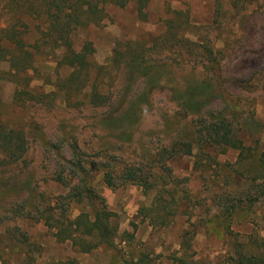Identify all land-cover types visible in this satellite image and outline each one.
<instances>
[{
  "label": "rangeland",
  "instance_id": "rangeland-1",
  "mask_svg": "<svg viewBox=\"0 0 264 264\" xmlns=\"http://www.w3.org/2000/svg\"><path fill=\"white\" fill-rule=\"evenodd\" d=\"M125 1L98 5L100 20L86 14L75 29L76 51L91 44L84 68L59 63L64 50L43 44L42 20L29 16L33 66H1L0 125L25 135L27 153L0 167V264L264 258V0ZM8 19L1 10L0 28ZM220 114L249 150L245 160L195 142L199 118ZM104 205L119 228L114 249L84 253L80 234L61 243L45 224L52 214L56 227L88 225ZM135 230L134 241L123 238Z\"/></svg>",
  "mask_w": 264,
  "mask_h": 264
},
{
  "label": "trees",
  "instance_id": "trees-1",
  "mask_svg": "<svg viewBox=\"0 0 264 264\" xmlns=\"http://www.w3.org/2000/svg\"><path fill=\"white\" fill-rule=\"evenodd\" d=\"M67 1L72 5V10L69 12L64 6L63 0H0V12L1 10L6 11L7 16H9L5 27L0 28V76H2L1 66L3 62L8 61L10 67L21 74H26L25 72L35 62L34 55L30 50L32 48L28 46L25 40V29L28 28V25L24 22L25 16L39 17L42 20L41 24L44 27L40 29L39 33L43 44H54L58 46V50H64V53H61L58 57L59 63H66L73 68H84L87 65V53L91 52V44L85 45L79 52L74 49L72 44V35L75 29L83 24V16L88 14L89 18L99 21L98 5L113 4L124 8L127 4L125 0H94L95 2L90 3L87 1L89 4L83 0ZM84 5H87L86 10L83 9ZM142 8L141 6L140 10ZM22 10H25V13ZM36 48L38 51L35 50L34 54L40 51L38 46ZM17 73H14L15 78L20 77L24 78L25 81L29 80L25 75L21 77ZM256 126L261 125L256 123ZM194 137L195 142L199 144L207 143L218 148L238 150L241 161L246 159V151H249L244 147L243 142L238 139L230 120L221 114L218 117L209 118L206 116V118H199L195 125ZM184 146L187 147L186 154L192 155V145ZM26 153L27 140L25 135L22 132L10 130L0 125V167L18 163ZM178 154H181V151L178 150ZM259 161L264 167V152L259 157ZM78 165H80L77 166L80 172L83 168L81 163ZM124 176L127 181L137 182L139 180L133 171H126ZM106 180L109 186H113V175L111 173H107ZM58 182L66 187L70 185L62 175H59ZM78 191L79 187H75V193H78ZM94 197L96 200L101 198L99 195H94ZM92 212L94 220L88 221V225H84L79 221L77 225L74 222L68 226L67 221H61L60 226L56 227L52 214H49L45 224L49 228L56 229L55 237L61 243L69 241L76 243V238L80 234L79 243L82 245V252L84 253L91 252L102 245L114 249L115 240L119 234V228L112 223L115 214L108 211L105 205L102 208L93 209ZM132 226L135 227V225ZM135 232L136 230L134 233L124 232L122 236L125 240L132 242L135 240ZM186 260V256L180 259L182 264H187ZM143 262V259L127 260L125 264H143ZM237 264H264V258L241 256Z\"/></svg>",
  "mask_w": 264,
  "mask_h": 264
}]
</instances>
